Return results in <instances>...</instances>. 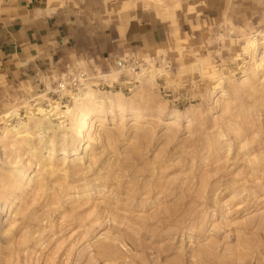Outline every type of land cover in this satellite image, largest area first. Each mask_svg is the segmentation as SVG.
I'll return each mask as SVG.
<instances>
[{
  "label": "rangeland",
  "instance_id": "1",
  "mask_svg": "<svg viewBox=\"0 0 264 264\" xmlns=\"http://www.w3.org/2000/svg\"><path fill=\"white\" fill-rule=\"evenodd\" d=\"M77 8L165 42L74 94L52 73L0 95V264H264V0Z\"/></svg>",
  "mask_w": 264,
  "mask_h": 264
},
{
  "label": "crops",
  "instance_id": "2",
  "mask_svg": "<svg viewBox=\"0 0 264 264\" xmlns=\"http://www.w3.org/2000/svg\"><path fill=\"white\" fill-rule=\"evenodd\" d=\"M78 5L80 0H5L0 5V95L52 73L92 72L104 59L165 42L166 29L138 9L121 21L92 26Z\"/></svg>",
  "mask_w": 264,
  "mask_h": 264
},
{
  "label": "built area",
  "instance_id": "3",
  "mask_svg": "<svg viewBox=\"0 0 264 264\" xmlns=\"http://www.w3.org/2000/svg\"><path fill=\"white\" fill-rule=\"evenodd\" d=\"M116 68L125 69V68H139V63L135 61L126 60L124 57L116 58L113 62ZM98 77V76H97ZM96 76H93L92 79H97ZM104 74L100 72V76L98 77V86L101 87H112L114 86V82L111 84L104 82ZM90 77L88 74L82 69H71L69 71L63 72L58 76L56 82H54V87L51 89L53 94L56 96H60L65 91H70L73 94L76 93L79 89L83 88L85 84L88 83Z\"/></svg>",
  "mask_w": 264,
  "mask_h": 264
},
{
  "label": "bare ground",
  "instance_id": "4",
  "mask_svg": "<svg viewBox=\"0 0 264 264\" xmlns=\"http://www.w3.org/2000/svg\"><path fill=\"white\" fill-rule=\"evenodd\" d=\"M110 100V99H109ZM108 100V101H109ZM99 102H101V100L99 101ZM105 102V101H104ZM110 102H111V100H110ZM103 103V102H102ZM108 103V102H107ZM74 115H75V118L77 119V120H82L83 119V115H82V113L80 112V111H75L74 112ZM85 127L87 126L86 124L84 125ZM53 142H51V144H52ZM64 150V154L66 153V149H63Z\"/></svg>",
  "mask_w": 264,
  "mask_h": 264
}]
</instances>
